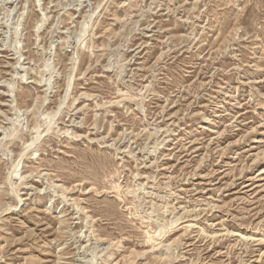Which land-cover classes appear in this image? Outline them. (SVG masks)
I'll return each mask as SVG.
<instances>
[{
    "label": "rangeland",
    "instance_id": "rangeland-1",
    "mask_svg": "<svg viewBox=\"0 0 264 264\" xmlns=\"http://www.w3.org/2000/svg\"><path fill=\"white\" fill-rule=\"evenodd\" d=\"M0 264H264V0H0Z\"/></svg>",
    "mask_w": 264,
    "mask_h": 264
},
{
    "label": "bare ground",
    "instance_id": "bare-ground-1",
    "mask_svg": "<svg viewBox=\"0 0 264 264\" xmlns=\"http://www.w3.org/2000/svg\"><path fill=\"white\" fill-rule=\"evenodd\" d=\"M164 230H165V229H164L163 227H161V229L158 230V231L162 233V232H164Z\"/></svg>",
    "mask_w": 264,
    "mask_h": 264
}]
</instances>
